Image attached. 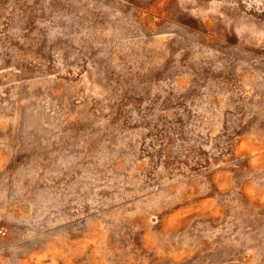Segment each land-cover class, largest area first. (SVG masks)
Wrapping results in <instances>:
<instances>
[{"label":"rangeland","instance_id":"obj_1","mask_svg":"<svg viewBox=\"0 0 264 264\" xmlns=\"http://www.w3.org/2000/svg\"><path fill=\"white\" fill-rule=\"evenodd\" d=\"M0 264H264V0H0Z\"/></svg>","mask_w":264,"mask_h":264}]
</instances>
